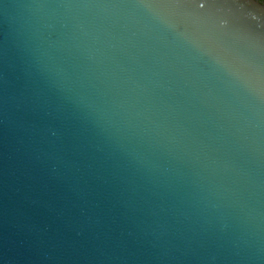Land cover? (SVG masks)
<instances>
[{"label":"water","instance_id":"obj_1","mask_svg":"<svg viewBox=\"0 0 264 264\" xmlns=\"http://www.w3.org/2000/svg\"><path fill=\"white\" fill-rule=\"evenodd\" d=\"M0 264H264V0H0Z\"/></svg>","mask_w":264,"mask_h":264}]
</instances>
